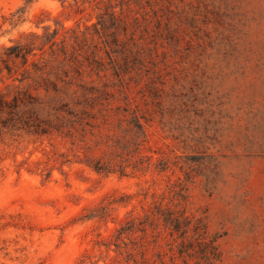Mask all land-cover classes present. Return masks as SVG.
Returning <instances> with one entry per match:
<instances>
[{
	"label": "rangeland",
	"instance_id": "obj_1",
	"mask_svg": "<svg viewBox=\"0 0 264 264\" xmlns=\"http://www.w3.org/2000/svg\"><path fill=\"white\" fill-rule=\"evenodd\" d=\"M0 264H264V0H0Z\"/></svg>",
	"mask_w": 264,
	"mask_h": 264
},
{
	"label": "trees",
	"instance_id": "obj_2",
	"mask_svg": "<svg viewBox=\"0 0 264 264\" xmlns=\"http://www.w3.org/2000/svg\"><path fill=\"white\" fill-rule=\"evenodd\" d=\"M166 221L169 223V225H172L175 230H179V223H180L179 219L170 220V218H169V220H166ZM184 232H186V231H184ZM213 247H214V249L217 248L215 245Z\"/></svg>",
	"mask_w": 264,
	"mask_h": 264
}]
</instances>
